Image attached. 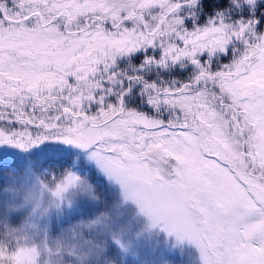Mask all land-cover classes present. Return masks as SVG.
Masks as SVG:
<instances>
[{
  "label": "snow or ice",
  "instance_id": "6c2138e0",
  "mask_svg": "<svg viewBox=\"0 0 264 264\" xmlns=\"http://www.w3.org/2000/svg\"><path fill=\"white\" fill-rule=\"evenodd\" d=\"M0 264H264V0H0Z\"/></svg>",
  "mask_w": 264,
  "mask_h": 264
}]
</instances>
